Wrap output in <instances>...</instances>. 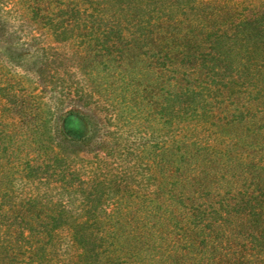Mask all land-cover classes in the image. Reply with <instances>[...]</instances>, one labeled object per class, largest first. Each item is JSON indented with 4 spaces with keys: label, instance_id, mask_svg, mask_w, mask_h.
Returning <instances> with one entry per match:
<instances>
[{
    "label": "rangeland",
    "instance_id": "1",
    "mask_svg": "<svg viewBox=\"0 0 264 264\" xmlns=\"http://www.w3.org/2000/svg\"><path fill=\"white\" fill-rule=\"evenodd\" d=\"M64 1L0 0V180L110 234L90 227L74 264H264L262 227L170 200L264 196V42L240 23L264 22V0H138L129 23L73 22ZM47 245L28 264H57Z\"/></svg>",
    "mask_w": 264,
    "mask_h": 264
},
{
    "label": "trees",
    "instance_id": "2",
    "mask_svg": "<svg viewBox=\"0 0 264 264\" xmlns=\"http://www.w3.org/2000/svg\"><path fill=\"white\" fill-rule=\"evenodd\" d=\"M78 1L79 0H68V5L72 6L59 9L61 12H64V14L66 13L68 15L69 20L78 23H82L81 19L84 16L86 18H96L97 13L102 17L105 16L104 18L115 16L120 19L118 20L120 22L122 20L124 23L133 22L130 21L128 15L125 13L123 14L122 11L125 9L130 13L129 15L131 17H135V14L139 12L138 8L141 4H139L138 0H83V3L79 5L80 3ZM111 1L114 3L116 1V5L113 3L112 6H110ZM169 1L174 3V5H180L182 2L184 4V1L185 3L187 1L190 2V0ZM134 6H137V10L130 12V9ZM142 8L143 7H141L140 10ZM83 22L86 24L85 20ZM87 22L91 23L95 21L87 20ZM245 22L251 24L253 33H260L259 37L264 42V22L241 20L240 23L243 25ZM138 27L141 28L140 26ZM260 52L264 54V49H261ZM205 56L204 54L201 55L200 53H196L195 55L186 57V61L203 60ZM262 58L264 59V57ZM2 167L3 165L0 163V176L10 177L11 174ZM55 168V174L58 176V174L61 173L60 169L59 167ZM10 188L11 187H9L4 180H0V248L4 250L3 252H8L7 256L10 258L9 260L12 264H28L36 257V260L39 262L42 256L49 255V253L46 252V250H49L47 247L49 243L54 247L52 254H54L53 258L57 264H74L75 262H73V259L81 254L83 247H81L80 244L84 245L83 240L90 227H93V230L90 231L94 233V237L101 240L110 237V234L107 235L101 225L95 224L93 226V217L84 215V219L77 208H72L64 203L59 204L58 207H55L49 213H41L38 211L42 206V198L39 193L19 196L14 194ZM240 192L241 193L238 195L221 196L207 189L198 194L189 192L178 193L170 196V200L178 204L186 202V208L199 213L207 212L216 214L217 211L221 210L223 214H229L236 218L235 222H239V224L236 225L237 227L243 228L241 223H243V221H249L255 226L252 227L253 230L262 227L260 236L263 235L264 196H254L248 191L244 192L243 190ZM216 205L218 207L217 209L214 208ZM202 206L204 207L203 210L198 211ZM54 239H58L56 245L52 243ZM245 239H248L251 245L250 250L258 248L256 249V251H258L257 255H260L262 252L261 237L249 233L245 236ZM221 242L227 243L228 239L226 238L223 240L222 236ZM64 246L65 248L70 247L72 252L66 254L64 252ZM75 246L81 248L80 251H77ZM228 248H230V246ZM114 253L110 257L112 260L109 262L111 263L115 261Z\"/></svg>",
    "mask_w": 264,
    "mask_h": 264
}]
</instances>
